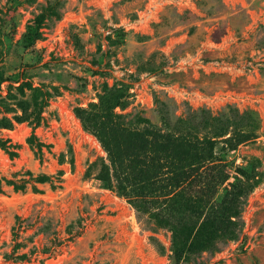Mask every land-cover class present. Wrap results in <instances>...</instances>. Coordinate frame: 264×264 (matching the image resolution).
<instances>
[{"label": "rangeland", "instance_id": "1", "mask_svg": "<svg viewBox=\"0 0 264 264\" xmlns=\"http://www.w3.org/2000/svg\"><path fill=\"white\" fill-rule=\"evenodd\" d=\"M0 264H264V0H0Z\"/></svg>", "mask_w": 264, "mask_h": 264}, {"label": "trees", "instance_id": "2", "mask_svg": "<svg viewBox=\"0 0 264 264\" xmlns=\"http://www.w3.org/2000/svg\"><path fill=\"white\" fill-rule=\"evenodd\" d=\"M38 20H39V18H37L36 20H34L33 22H31L30 24H28L27 25V28H26V32H25V34H24V40H27V38H29V39H33V38H36L37 37V35H38V33H37V28H36V26H37V24H38ZM104 146H108V144H106V142H104V144H103ZM107 151H108V153H110V154H112L113 153V150H111L110 148H107ZM134 154H130V153H127L126 154V156H130V157H132ZM61 177V174L60 173H58V175H57V177H53V176H47V175H37V176H35V177H32V178H30L29 180H32L33 182H37V183H44V182H53V180L54 179H57V182H59L60 181V178ZM24 182H25V180H24ZM9 183V182H8ZM9 184H12L13 185V189L14 190H18V189H22V188H24V187H22V185H19V184H17V183H15V182H10ZM34 188V187H33ZM34 190L35 191H38V190H36V188H34ZM25 219V218H24ZM23 219V220H24ZM16 220H20V218L19 217H16ZM23 220H21V221H23ZM20 221V222H21ZM16 223H17V221H16ZM22 225H19V227H18V229L21 227ZM18 229L16 230V228L15 227H12V240H16V239H18V237H19V231H18ZM72 236L73 235H71L69 238H60L59 239V243H62L63 241H65V240H70L71 238H72ZM24 246V244H23V242L21 241V242H15V244H14V246H13V248L14 249H19V248H21V247H23ZM35 245H33L32 247H34ZM52 249V248H51ZM50 249V250H51ZM15 258H17V259H19V260H24V259H26L27 258V254L26 253H21V254H19L18 256H16Z\"/></svg>", "mask_w": 264, "mask_h": 264}]
</instances>
